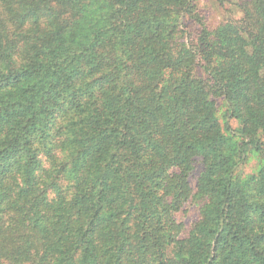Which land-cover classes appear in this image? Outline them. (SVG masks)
I'll use <instances>...</instances> for the list:
<instances>
[{"label": "trees", "instance_id": "16d2710c", "mask_svg": "<svg viewBox=\"0 0 264 264\" xmlns=\"http://www.w3.org/2000/svg\"><path fill=\"white\" fill-rule=\"evenodd\" d=\"M197 1L0 0V264H264V0Z\"/></svg>", "mask_w": 264, "mask_h": 264}, {"label": "rangeland", "instance_id": "374dc122", "mask_svg": "<svg viewBox=\"0 0 264 264\" xmlns=\"http://www.w3.org/2000/svg\"><path fill=\"white\" fill-rule=\"evenodd\" d=\"M234 1L236 0H226L223 2V4H220L216 0H198L197 7L198 10L203 13V17L206 25L210 29H212L215 28L221 21L225 19H233L239 17L240 12L238 11L236 7V3ZM196 27L197 26L194 24L191 23L188 24L189 31L192 32L195 31ZM216 104H217V114L221 125L226 127L227 124L228 129L234 132V130L237 127V122L232 118L226 119L224 117L225 107L221 99H216ZM255 165H256V160L252 157L248 160V162H246L245 164H243V166H241L242 172L243 173L252 172L255 168ZM201 168H202L201 161L199 160V158H196L195 167L189 179L190 185L193 188V190H195L196 179L198 177ZM175 215L177 219L183 223L184 225L183 235H186L192 222H194L197 219L198 216L197 206L194 204V201L190 200Z\"/></svg>", "mask_w": 264, "mask_h": 264}]
</instances>
